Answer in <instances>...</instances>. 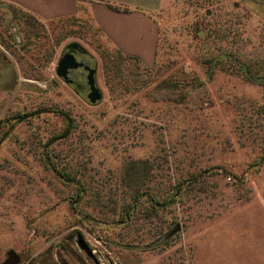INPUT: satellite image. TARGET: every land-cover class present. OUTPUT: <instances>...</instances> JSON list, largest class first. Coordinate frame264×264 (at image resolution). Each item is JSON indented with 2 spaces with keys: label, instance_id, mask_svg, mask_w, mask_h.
Returning <instances> with one entry per match:
<instances>
[{
  "label": "rangeland",
  "instance_id": "rangeland-1",
  "mask_svg": "<svg viewBox=\"0 0 264 264\" xmlns=\"http://www.w3.org/2000/svg\"><path fill=\"white\" fill-rule=\"evenodd\" d=\"M154 16L143 62L88 18L0 0V262L264 264V0H162ZM69 40L97 59L96 105L54 72ZM133 161L140 191L171 203L132 209Z\"/></svg>",
  "mask_w": 264,
  "mask_h": 264
},
{
  "label": "crops",
  "instance_id": "crops-1",
  "mask_svg": "<svg viewBox=\"0 0 264 264\" xmlns=\"http://www.w3.org/2000/svg\"><path fill=\"white\" fill-rule=\"evenodd\" d=\"M43 19L88 18L108 42L124 54L147 62L154 56L157 25L154 13L162 0H6Z\"/></svg>",
  "mask_w": 264,
  "mask_h": 264
},
{
  "label": "water",
  "instance_id": "water-1",
  "mask_svg": "<svg viewBox=\"0 0 264 264\" xmlns=\"http://www.w3.org/2000/svg\"><path fill=\"white\" fill-rule=\"evenodd\" d=\"M97 59L78 40L66 41L55 60L54 72L76 95L90 105L98 104L103 92L97 82ZM20 256L14 249L6 251L0 264H18Z\"/></svg>",
  "mask_w": 264,
  "mask_h": 264
},
{
  "label": "trees",
  "instance_id": "trees-1",
  "mask_svg": "<svg viewBox=\"0 0 264 264\" xmlns=\"http://www.w3.org/2000/svg\"><path fill=\"white\" fill-rule=\"evenodd\" d=\"M117 51L121 52L118 49H117ZM124 55L126 57H130V58L133 57V58L139 59L138 57L132 56V55H129V54H124ZM261 159H263V158H261ZM145 164H146L145 161H133V162H129L125 166V169L127 171V174H126L127 175V180H128L127 186L132 185V188L134 189L133 190V194H132V198L134 199V204L132 205V209L136 205H140L141 204L140 203L141 197H145L146 199L149 200L150 203H157L158 205H166V204L171 203L169 201V199L171 197H173V195H177V193L175 194L172 191L171 192L165 191V192H162V193L152 194L149 191H148L149 193L140 191V189L142 187V184L141 185H137V183H138L140 178L144 177L147 174L146 171L148 172V169L145 166ZM178 192H180V191H178ZM180 196H181V193H180ZM172 199H174V197ZM171 201H173V200H171Z\"/></svg>",
  "mask_w": 264,
  "mask_h": 264
}]
</instances>
